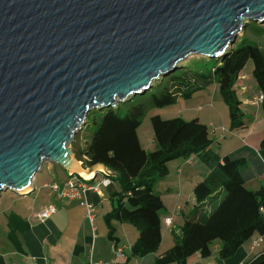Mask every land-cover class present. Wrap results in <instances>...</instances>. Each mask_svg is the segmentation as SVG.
<instances>
[{"label": "water", "instance_id": "obj_1", "mask_svg": "<svg viewBox=\"0 0 264 264\" xmlns=\"http://www.w3.org/2000/svg\"><path fill=\"white\" fill-rule=\"evenodd\" d=\"M247 20L264 22V0H0V192L27 189L45 160L114 174L67 148L90 110L223 54Z\"/></svg>", "mask_w": 264, "mask_h": 264}, {"label": "trees", "instance_id": "obj_2", "mask_svg": "<svg viewBox=\"0 0 264 264\" xmlns=\"http://www.w3.org/2000/svg\"><path fill=\"white\" fill-rule=\"evenodd\" d=\"M251 21L264 36V27L257 21L250 20L245 27ZM213 58L217 62L208 70L170 73L152 83L149 91L103 107L100 117L92 120L93 129L85 148L75 152L83 168L99 163L114 173L109 177L118 183L120 190L114 194L116 203L106 221L110 233L114 231L111 220L126 222L137 229L131 253L138 257L156 252L161 243L164 204L154 185L169 173L168 163L180 157H197L209 167V175L193 188L195 204L180 234L174 236L169 249L156 257L155 264H186L196 253L208 257L214 241L219 242L218 257L227 259L255 233L264 234V186L256 190L246 186L252 176L249 164L242 158L218 155L212 148L214 139L209 136L207 124L197 117L164 119L154 114L150 122L155 148L146 150L139 142L137 128L148 105L167 106L177 97L189 96L212 82L217 84L228 107L230 129L242 128L245 113L236 83L248 60L253 64L252 77L258 93L263 95L260 108L264 124V54L260 47L242 34L223 54ZM166 77L171 83H165ZM258 152L264 166V134ZM246 264H264V253Z\"/></svg>", "mask_w": 264, "mask_h": 264}, {"label": "crops", "instance_id": "obj_3", "mask_svg": "<svg viewBox=\"0 0 264 264\" xmlns=\"http://www.w3.org/2000/svg\"><path fill=\"white\" fill-rule=\"evenodd\" d=\"M240 88L243 93H246L248 86L242 84ZM251 95L246 98L247 108L244 113L250 109L248 114H253L256 121L257 118L262 121V118L259 117L260 102L252 103L251 98L255 95ZM245 124L244 120L242 129L246 130L243 134L245 142H242V145L228 156L242 158L249 164L252 176L246 185L251 183L257 187L251 190H256L264 186V166L258 152L259 143L264 134V126L261 129L259 127L258 131L255 132L254 126L249 127ZM207 125L210 133L214 132L215 128L211 124ZM153 144L152 137L149 145L152 146ZM146 150L148 149L146 148ZM189 159L192 160L193 158L190 157ZM180 162L176 166L178 175L181 174L180 167L185 161L183 159ZM191 163L187 164L190 165ZM57 165L59 167H56ZM43 168L50 170L53 176L51 182L64 181L69 175L61 165L50 161L47 164L43 162L38 172L42 171ZM209 173L208 167L200 181L205 179ZM35 174L25 191L16 193L9 190L10 193L5 194L0 192V264H86L89 258L94 262L115 260L119 264H155L156 257L174 244V236L180 234V228L195 204L193 188L197 183L191 181L189 183L190 189L183 192L184 179H178L177 197L169 200L171 205L169 204V208L165 210L166 214L161 215L162 234L158 250L144 257H138L131 253V245L138 236L137 229L135 228L137 233H134L125 227L124 224L128 223L111 220L110 224L114 227V231L110 233L106 221L108 213L116 203L114 194L120 190L118 183L109 177L113 174L104 172L97 174L96 179L106 175L109 177L110 183L101 185L98 192L87 190L85 193L86 201L94 205L92 221L86 217V209L81 203L82 200L58 198L54 192L43 187L46 181L43 183L36 182L37 175ZM166 191L169 193L171 186L168 185ZM180 203H184V205ZM48 205H54L56 212L43 220L37 218V213ZM165 218H170L171 222L166 224ZM128 230L133 233V240L127 239ZM258 237L263 238V242L252 248L253 241ZM116 245L123 248V258L115 256L114 248ZM214 247H216L215 251L218 250L219 242L215 241ZM160 250L161 252L158 253ZM262 253H264V234L255 233L230 258L221 259L218 254L212 253L208 257H201L199 253H196L188 259L186 264H246Z\"/></svg>", "mask_w": 264, "mask_h": 264}, {"label": "rangeland", "instance_id": "obj_4", "mask_svg": "<svg viewBox=\"0 0 264 264\" xmlns=\"http://www.w3.org/2000/svg\"><path fill=\"white\" fill-rule=\"evenodd\" d=\"M244 21H246V19ZM248 21L250 20H247V22ZM256 26L258 25L255 22L251 21V24L249 26L244 27L242 31L238 32L237 39L238 38L240 39L241 35L243 34L245 38H250L254 40L264 54V36L260 35L257 32L258 30L257 28H255ZM260 26L264 27V22L260 23ZM216 62L217 61L214 58H206L200 55H189L183 61L178 62L179 68L176 67V69L171 73L176 72L179 75L181 73L183 74L186 72H191L196 70H208V68L216 64ZM180 68L182 69L179 70ZM252 68H253L252 61L248 60L245 66L243 67V69L241 70L239 75V80L236 83V93L239 100L242 102L243 110L247 108L246 98L252 96L251 94H254L255 96L258 95L256 82L252 77ZM161 78L162 76L154 80L152 83H155L158 79ZM169 82L171 83V80H169V78L166 77L165 83L167 84ZM242 84H246L248 86L246 93H243V91L240 88ZM147 91H149V89ZM254 97L251 98L252 103ZM101 109H103V107L94 108L90 110L87 119L85 118L80 123L79 128L76 130L72 138L71 143L67 145V148L69 149L70 153L73 154L74 158H75V152L78 153L79 151H82L85 148L87 140L89 139L90 133L92 132L93 129L91 124L92 120L94 118L97 120L98 117H100ZM259 111H260L259 117L262 118V121H259L258 118L256 121V119H254L255 116L253 114L252 115L248 114V112H250V109H248V112L245 111L246 113L244 116V120L246 122L245 125L249 127L254 126L255 132L258 131L259 127L261 129L264 126L263 114L260 106H259ZM154 114H158L161 118L164 119L172 118V117H181V118L183 117L182 119L184 120H190L192 118L197 117L200 122L205 124H211L216 130V131L214 130V132H211L209 135L211 138L214 139L212 148L220 156L229 155L233 150L240 147L242 145V142H245L244 141L245 139H243V134L244 131L246 130L242 129L243 127L235 130L230 129V118L228 113V107L223 102L220 96L217 84L213 82L210 83L205 88L193 92L189 96L177 97L173 103L167 106L155 107L148 105L146 107L144 114L142 115L141 122L137 128V135L140 143L143 145L145 149L147 148L148 150H153L155 148V144H153L152 146L149 145V142L153 137V130L150 122V117ZM246 141L248 142V140ZM192 158H193L192 163L193 162L194 163L193 164L191 163L190 165L187 164L186 159L182 157L171 160L168 163L169 173L154 185V190L160 194L164 204V207L161 210V215L166 214L165 210L168 209L169 206L171 205V203H169L170 202L169 200L177 197L178 179L181 180L182 178L184 179L183 192H186L187 190L190 189L189 183H191V181L198 183L201 180L200 179L201 176H204L205 171L208 169V167L204 163H202L198 158L195 157ZM183 159L185 162L180 167L181 174L178 175L176 172V166L177 163H181L180 161H182ZM75 160L77 159L75 158ZM48 162H49L48 160L44 161L45 164H47ZM56 167L59 166L57 165ZM35 175H37L36 176L37 183H43L45 181L50 183L53 180V176L50 170L47 168H43L42 171L37 172ZM98 179L95 178V181ZM168 185L171 186V191L169 193L166 191V187ZM246 186L250 189L257 188L255 185L251 183H248ZM5 193H10L9 189H7L6 191H1V194H5ZM180 204L184 205V203L183 204L180 203ZM124 225L128 229L134 231V233H137L134 226L130 224H124ZM103 227L105 226L103 225ZM133 236H134L133 233H131L128 230L127 239L133 240ZM214 243L215 241L212 244V249H213L212 254L216 255L217 250L215 251L216 247H214ZM160 252L161 250L158 253Z\"/></svg>", "mask_w": 264, "mask_h": 264}, {"label": "built area", "instance_id": "obj_5", "mask_svg": "<svg viewBox=\"0 0 264 264\" xmlns=\"http://www.w3.org/2000/svg\"><path fill=\"white\" fill-rule=\"evenodd\" d=\"M262 98H263L262 93H258V95H256L253 98V103L261 102ZM191 161L192 160L190 159H186L187 163H191ZM97 172L103 173L102 171L93 170V173H97ZM95 177L90 182L91 178L86 179L84 177H80V175L69 174L68 177L64 181H61V182L56 181V182H50V183L46 182L43 184V187H46L50 191L54 192L55 195L60 199H68V200L69 199H80L82 200L81 203L85 206V209H86V217L90 221H92L94 218V213H93L94 205L86 201L85 193L87 190H93V191L98 192L101 185H107L108 183H110V179L106 175H103L100 179L96 181H95ZM55 212H56L55 206L48 205L37 213V218H39L40 220H43ZM164 221L166 224H169L171 222L170 218H165ZM261 242H263V238L258 237L256 240L253 241L252 248L259 246ZM114 253L116 257H120V258L124 257L123 248L120 246H117V245L115 246ZM86 264H119V263L116 262L115 260L94 262L89 258Z\"/></svg>", "mask_w": 264, "mask_h": 264}, {"label": "bare ground", "instance_id": "obj_6", "mask_svg": "<svg viewBox=\"0 0 264 264\" xmlns=\"http://www.w3.org/2000/svg\"><path fill=\"white\" fill-rule=\"evenodd\" d=\"M72 160V159H71ZM82 170H84V169H82ZM93 176V171H92V173L91 174H89L87 177H84V178H86V179H90L91 177ZM26 190V189H25ZM24 190V191H25Z\"/></svg>", "mask_w": 264, "mask_h": 264}]
</instances>
